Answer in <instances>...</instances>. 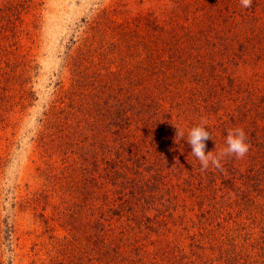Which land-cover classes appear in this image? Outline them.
Segmentation results:
<instances>
[{
  "label": "trees",
  "instance_id": "trees-1",
  "mask_svg": "<svg viewBox=\"0 0 264 264\" xmlns=\"http://www.w3.org/2000/svg\"><path fill=\"white\" fill-rule=\"evenodd\" d=\"M193 6L204 16L189 35L176 31L174 19L141 32L154 23L148 15L139 16L117 33L109 55L99 58L91 49L81 54L78 48L67 55L64 66L70 83L62 86L57 98L66 110L51 107L53 113L43 124L34 150L39 167L43 163L53 172L49 200L65 204L64 208L54 206L53 223L42 214L41 220H46L48 229L55 225L73 229L74 240L83 245L82 249L77 244L69 248L65 238L59 241L68 244L65 264H77L88 253L91 257L86 261L91 264H145L147 253L135 257L139 244L133 235L137 228L142 232L140 219L128 221V216L135 217V209H155L163 196L159 214L164 216L160 222L165 229L158 235L163 236L166 248L164 254L154 253L150 257L154 261L149 262L160 264L163 257V264H169L176 260L174 255L179 257L169 249L173 241L178 243L177 238L167 240L175 235L170 225H178L171 222L180 206L175 190L183 187L185 193L184 185H189L191 193L196 189L201 196L204 190L212 191V199L219 198V186L228 190L227 196L222 191L228 198L246 186L255 193L263 190L259 184L264 183V170L260 171L264 167V31L261 35L257 28L264 23V0H253L247 9L236 0H194ZM112 12L106 14L107 24H111L106 18ZM187 44L193 46L187 48ZM254 54L263 61L262 67L258 70V61L253 60L248 66L254 73L252 79L236 81L232 77L235 68L239 64L247 68ZM124 74L131 80L127 98L124 83L120 85ZM202 120L212 136L205 141L206 153L218 154L226 146L228 130L243 128L250 145L244 158L225 157L220 168L202 170L186 141L187 130ZM178 130L184 132V140ZM104 185L112 187L108 190ZM223 203L229 206L233 201ZM149 215L146 221L151 223ZM214 225L218 224L208 221L205 229L210 231ZM213 235L206 232L208 242ZM218 242L224 244L223 236ZM205 244L189 256L185 245L181 246V262L195 264L193 256L207 260L196 253ZM244 246L231 252L219 246L224 254L219 259L225 264H264V238L251 235ZM204 260L199 259L202 264L211 262Z\"/></svg>",
  "mask_w": 264,
  "mask_h": 264
},
{
  "label": "rangeland",
  "instance_id": "rangeland-1",
  "mask_svg": "<svg viewBox=\"0 0 264 264\" xmlns=\"http://www.w3.org/2000/svg\"><path fill=\"white\" fill-rule=\"evenodd\" d=\"M236 1L241 6L240 0ZM193 2L194 0H0V264H65L67 254L64 250L68 248V244L62 245L59 242L62 238L69 243V248L70 245L77 244L75 247L82 249V244L74 240L76 233L73 229L67 231L59 225L48 229L45 226L46 220H41L47 216L48 222L53 223L51 218L56 211L54 206L64 208L65 204L51 197L49 200L54 183L53 172L43 163L39 167L40 163L34 153L36 139L43 131L42 126L48 121L50 113H53L51 107L57 106L58 111L66 110L57 98L62 93V86L67 88L70 83V73L64 66L68 53L78 48L81 54L91 49L95 50L99 58L101 54L109 55L113 40H117V33L124 31L128 21L139 16L148 15L154 23L143 27L141 32L151 31L156 24L159 26L168 19L171 22L174 19L176 31L189 35L197 30L195 23L204 16L200 8H194ZM110 11L114 12L113 16L106 18L111 21V24H107L105 17ZM257 31L262 35L264 23H261ZM253 38L261 44L260 39ZM191 45L193 46L187 44V48ZM253 60L258 61L259 70L263 61L254 54L249 56L247 68L239 64L232 77L239 82L252 79L254 73L248 66H252ZM262 69L264 70V65ZM263 77L261 81H264ZM123 80L124 82H120V85L124 83L123 87H118L125 90L124 97L127 98L131 93L127 89L131 80L125 74ZM99 84L102 86L103 82L99 81ZM257 84L260 85L259 82ZM97 116L98 113L96 118ZM179 154L181 153L178 152ZM244 168L243 166L242 169ZM263 170L264 167H260V171ZM259 185L263 188L262 193H255L246 186L236 192L235 196L230 195L231 198L226 197L228 190L219 186L221 190L216 192L219 200L211 198L214 196L212 191L204 190L202 196L196 189L191 193L189 185H184L185 193L183 187L175 190L180 206L175 212L177 216L171 222L178 225H170L175 235L167 240L177 238L178 243L173 241L175 244L169 249L178 252L179 257L174 255L176 260H169V264H189L185 259L182 262L180 259V247L183 245L189 256L204 241L205 247L198 248L196 253L207 260L198 258L205 262L211 260L209 264H220L219 260L222 261L221 264H225L219 259L224 255L220 253V247L231 252L237 250V247L245 249L244 243L251 235L263 239L264 183ZM104 187L109 190L112 186ZM222 191H225L226 196ZM64 197L67 198L66 195ZM163 200L164 196L155 204V209H145L142 212L135 209V217L128 216V221L140 219L142 232L138 233L137 228L133 235L134 238L137 237L139 244L135 252L136 258L147 253V259L154 261V258H150L154 253L164 254L165 242L162 241L163 236L158 235V232L161 234L165 229L164 223L160 222L161 219L165 221L164 216L159 214L163 209L160 205ZM227 200L233 203L225 205L223 202ZM148 215L153 219L151 223L146 221ZM208 221H214L218 225L209 226L210 231H207L205 225ZM206 232L214 234V241H207ZM220 235L224 238L223 245L218 242ZM195 240L199 243L195 244ZM88 256L91 257L90 253L84 255L83 261L77 264H91L86 261ZM130 257L133 258V254ZM162 258L158 260L160 264L164 263ZM198 258L192 257L195 264H202ZM149 261L145 264H150ZM125 264H129V261Z\"/></svg>",
  "mask_w": 264,
  "mask_h": 264
},
{
  "label": "clouds",
  "instance_id": "clouds-1",
  "mask_svg": "<svg viewBox=\"0 0 264 264\" xmlns=\"http://www.w3.org/2000/svg\"><path fill=\"white\" fill-rule=\"evenodd\" d=\"M241 6L245 9L252 6L253 0H240ZM207 122L202 120L199 125H195L187 130V143L191 146V154L200 162L202 170H207L210 166L221 167V161L225 157L235 156L243 158L249 151L250 145L247 143V134L243 128L229 129L225 139V147L216 155L212 151L205 152V141L212 138L210 136ZM178 136L184 140L185 134L178 130Z\"/></svg>",
  "mask_w": 264,
  "mask_h": 264
}]
</instances>
